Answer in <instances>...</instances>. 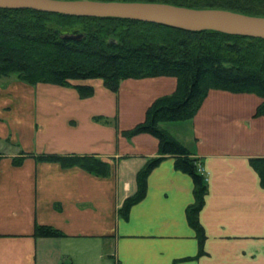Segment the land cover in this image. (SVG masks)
I'll return each mask as SVG.
<instances>
[{"label":"crops","instance_id":"crops-1","mask_svg":"<svg viewBox=\"0 0 264 264\" xmlns=\"http://www.w3.org/2000/svg\"><path fill=\"white\" fill-rule=\"evenodd\" d=\"M175 85L171 75L124 78L117 94L100 88L89 97L99 107L82 117L61 114L63 106L59 114L40 108L15 116L4 108L7 93L0 88V264H264V185L250 162L264 157V114H255L262 98L255 93L211 88L196 113L179 120L187 123L181 135L168 128L171 122L160 123L200 157L207 183L198 211L202 241L186 216L192 177L172 156L149 171L145 195L127 217L117 213L136 190V172L157 154L158 140L149 132L117 137L113 125L91 116L116 110L118 127L127 128ZM127 116L135 120L125 122ZM8 136L21 140L19 151L1 149ZM21 152L29 154L14 164ZM33 153H93L109 162L110 172L98 175ZM37 224L64 234L34 235Z\"/></svg>","mask_w":264,"mask_h":264},{"label":"trees","instance_id":"trees-1","mask_svg":"<svg viewBox=\"0 0 264 264\" xmlns=\"http://www.w3.org/2000/svg\"><path fill=\"white\" fill-rule=\"evenodd\" d=\"M140 1L264 15V0ZM157 75L174 76V90L153 99L144 118L122 130L125 136L139 132L154 135L158 140L157 154L148 157L136 172V190L125 197L117 213L127 217L131 205L145 195L149 171L166 156H172L174 166L192 177L194 201L186 207V216L202 241L198 211L207 183L199 170L200 157L160 123L191 118L211 88L253 92L262 98L255 114H264V38L214 29L187 30L123 17L0 7V78L69 85L81 96H89L94 87L88 79H101L105 87L114 91L124 78ZM28 154L13 156V163H21ZM33 155L39 160L58 161L62 166L77 165L98 175H107L110 170L109 162L93 153ZM250 162L264 185V157H252ZM33 234L64 233L51 225L37 224Z\"/></svg>","mask_w":264,"mask_h":264},{"label":"water","instance_id":"water-1","mask_svg":"<svg viewBox=\"0 0 264 264\" xmlns=\"http://www.w3.org/2000/svg\"><path fill=\"white\" fill-rule=\"evenodd\" d=\"M0 7L32 8L78 16L123 17L187 30L214 29L264 38V15L225 8L140 0H0Z\"/></svg>","mask_w":264,"mask_h":264},{"label":"rangeland","instance_id":"rangeland-1","mask_svg":"<svg viewBox=\"0 0 264 264\" xmlns=\"http://www.w3.org/2000/svg\"><path fill=\"white\" fill-rule=\"evenodd\" d=\"M88 80L91 81V84L94 87L93 93L89 96H81L75 87L69 86V85H60V84L50 83V82L28 83L23 80L16 79L15 77H1L0 78V88L5 90L7 93V96H4V99H3V102H5L4 108H6L7 110L10 109V111L14 110L15 116H16L17 114H21L27 110L29 112L31 111L34 115H36L37 113H39L38 109L40 108H42L43 111L46 110L48 114H55V113H58L56 109L63 106V109L61 110L62 111L61 114L76 113V114H79V117H82L84 114H86L87 109L93 108V107L97 109L99 107L98 98L93 99L89 97L94 96V94L97 95V92L100 91V88L104 90L107 89L112 94L113 93L117 94L119 90V87L117 90H114V91L108 89L107 87L103 85V82L101 79H88ZM172 91L167 92V93H171ZM167 93H163V94H167ZM163 94H160V95H163ZM117 97L118 95L115 96V99ZM131 102H134V101H131ZM6 104H8L9 106ZM77 105H81V106L77 107ZM143 114L145 113L143 112ZM134 116L132 117L127 116L126 117L127 119L125 120V122H132L133 120H135ZM91 118L97 122L113 125L116 130L117 137L120 135L125 138L131 137V136H125L122 134V130L126 128L120 129L118 127L116 110L114 111V113L112 112L111 115L96 112L95 114L91 116ZM95 118H97L98 120ZM58 119L60 120V118ZM165 122L167 123L171 122V124H169L170 127L168 128L169 129L174 128L175 133H177V135H181V133L185 131L184 129L187 126V123L185 125H180L182 124L180 123L182 121H179V120L163 121V123ZM38 126L36 123H34V128L37 129ZM131 126L127 127V129L130 128ZM163 127L167 128L165 126ZM24 134H27V133H24ZM7 138L8 139L6 141L5 140L1 141V149L5 151L8 149H9L8 151H19V149L22 147V145H20L22 144L20 138H19L20 143L17 140L16 142L10 141L9 136ZM110 264H114V261L111 260Z\"/></svg>","mask_w":264,"mask_h":264}]
</instances>
